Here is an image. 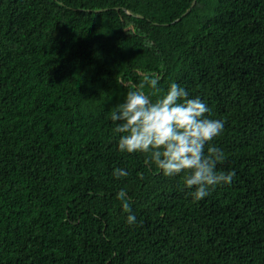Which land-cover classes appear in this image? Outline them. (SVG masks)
I'll use <instances>...</instances> for the list:
<instances>
[{
    "label": "trees",
    "instance_id": "trees-1",
    "mask_svg": "<svg viewBox=\"0 0 264 264\" xmlns=\"http://www.w3.org/2000/svg\"><path fill=\"white\" fill-rule=\"evenodd\" d=\"M193 1L0 0V264H264V0ZM151 74L224 122L235 177L200 201L118 151Z\"/></svg>",
    "mask_w": 264,
    "mask_h": 264
},
{
    "label": "clouds",
    "instance_id": "clouds-1",
    "mask_svg": "<svg viewBox=\"0 0 264 264\" xmlns=\"http://www.w3.org/2000/svg\"><path fill=\"white\" fill-rule=\"evenodd\" d=\"M159 79L155 74L143 76L111 112L114 132L120 134L118 151L145 154L146 165H155L166 177H182L181 190L200 201L216 186L231 184L235 177L234 171L218 170L225 154L212 143L222 133L224 122L209 118L207 103L200 97H190L187 89L175 82L153 100L144 89L158 90ZM127 175L123 168L114 169L115 179ZM116 198L124 210L131 211L126 191L121 190ZM127 223L134 225L135 215H128Z\"/></svg>",
    "mask_w": 264,
    "mask_h": 264
},
{
    "label": "water",
    "instance_id": "water-1",
    "mask_svg": "<svg viewBox=\"0 0 264 264\" xmlns=\"http://www.w3.org/2000/svg\"><path fill=\"white\" fill-rule=\"evenodd\" d=\"M196 2H197V0H194L193 1V3H192V7L187 11V13L195 6V4H196ZM105 10H107V9H105ZM117 10H119V9H117ZM102 11H104L103 9H101V10H96V11H94V12H102ZM186 13V14H187Z\"/></svg>",
    "mask_w": 264,
    "mask_h": 264
}]
</instances>
